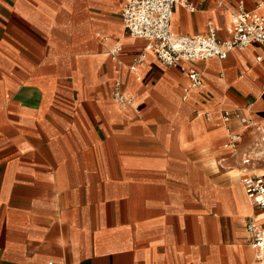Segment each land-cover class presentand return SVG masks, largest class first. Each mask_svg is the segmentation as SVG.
I'll list each match as a JSON object with an SVG mask.
<instances>
[{
    "label": "crops",
    "instance_id": "crops-1",
    "mask_svg": "<svg viewBox=\"0 0 264 264\" xmlns=\"http://www.w3.org/2000/svg\"><path fill=\"white\" fill-rule=\"evenodd\" d=\"M182 1L177 34L226 40L241 6L264 16V0ZM122 8L0 0V264H260L243 178L264 159H243L264 152V43L167 66Z\"/></svg>",
    "mask_w": 264,
    "mask_h": 264
},
{
    "label": "built area",
    "instance_id": "built-area-1",
    "mask_svg": "<svg viewBox=\"0 0 264 264\" xmlns=\"http://www.w3.org/2000/svg\"><path fill=\"white\" fill-rule=\"evenodd\" d=\"M122 20L128 32L134 37L147 40V50H153L157 58L167 66H178L183 61L196 62L211 57L224 59L233 49H244L253 42L264 43V16L258 11H248L242 6L232 14V23L228 28L229 38L220 40L214 28L210 27L206 34L185 35L173 31L171 22L177 4L188 5L182 0H121ZM120 45H116L111 54L116 57ZM146 55L137 58L140 62ZM191 87H199L203 82L202 72L195 67L188 68ZM113 99L119 105L132 104L133 100L121 88L117 81L113 91ZM253 109V103L246 106V111ZM232 117L239 119L249 128L256 125L251 116L244 115L239 110L225 109L222 111V120L228 122ZM240 135L231 134L232 140L238 141ZM264 159L261 148L247 154L244 163ZM243 185L249 199L264 211V173L250 174L243 178ZM253 234L252 245L258 250V260L264 264V226L255 222L247 225ZM49 264H60L50 262Z\"/></svg>",
    "mask_w": 264,
    "mask_h": 264
}]
</instances>
